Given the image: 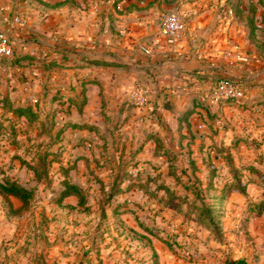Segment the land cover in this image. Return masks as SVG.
<instances>
[{
  "label": "rangeland",
  "instance_id": "1",
  "mask_svg": "<svg viewBox=\"0 0 264 264\" xmlns=\"http://www.w3.org/2000/svg\"><path fill=\"white\" fill-rule=\"evenodd\" d=\"M232 2V15L264 35V0ZM25 74L31 82H0V181L32 192L27 203L0 193V264H264V225L255 221L264 201L237 209L215 199L232 177L230 160H216L198 132H158L142 120L132 89H147L148 106L146 84L128 87L120 103L98 82L92 93L82 82L62 91L41 84L37 60ZM161 105L171 108L167 100L154 110ZM65 181L82 203L61 198Z\"/></svg>",
  "mask_w": 264,
  "mask_h": 264
},
{
  "label": "crops",
  "instance_id": "2",
  "mask_svg": "<svg viewBox=\"0 0 264 264\" xmlns=\"http://www.w3.org/2000/svg\"><path fill=\"white\" fill-rule=\"evenodd\" d=\"M227 8L225 0H0V32L11 38L15 54L34 56L0 63V82H31L25 73L36 60L40 83L54 85L55 91L86 81L92 93L98 82L116 89L122 103L128 87L142 82L152 101L136 110L155 131L198 132L207 146L229 153L235 166L263 171L264 44L257 47L247 27ZM170 10L179 11L185 23L171 44L159 27L160 17ZM221 76L237 81L245 96L215 99L213 88ZM167 100L171 108L154 110ZM187 109L190 115L180 119ZM249 177L253 181L246 196L229 193L228 207L242 209L246 200L264 201V183ZM257 220L264 225V207Z\"/></svg>",
  "mask_w": 264,
  "mask_h": 264
},
{
  "label": "trees",
  "instance_id": "3",
  "mask_svg": "<svg viewBox=\"0 0 264 264\" xmlns=\"http://www.w3.org/2000/svg\"><path fill=\"white\" fill-rule=\"evenodd\" d=\"M225 1L227 3L228 7H231L233 5V2H232L233 0H225ZM235 15H236V13L234 12V16ZM255 32L256 31L250 30V31H248V34H249V37L253 41H255L257 47L260 48L264 44V35H263V37H260ZM53 48L57 49L56 46H53ZM25 58H34V56H30L28 54H15V51L13 49V56L10 57L9 59L12 63H19L20 60L25 59ZM84 60L85 61L87 60L89 62H94L96 64H109L110 63V62L100 60V59L99 60L98 59H95V60L84 59ZM49 63L53 66V65H55V60H51ZM221 78L231 79L229 76H221L218 78V80ZM82 83L86 84V83H90V82L85 81ZM94 83H97V82H94ZM6 101H7L6 98H2V97L0 98V102L4 103ZM17 107H19V106H17ZM17 107L13 106L12 111L15 112V114H17V115H22L21 113L25 112L24 109H21V107H19V108H17ZM30 109H31V107H28V110H30ZM31 113L32 114L34 113L32 109H31ZM190 113H191L190 109L185 110L181 114L180 119L187 118L190 115ZM155 139H157V141H159L158 137H155ZM214 149L218 152L215 154V156H220L221 158H227L230 160L229 164H230V166L232 168V172H233V174H231V176H232L231 179L224 181L221 191H217V193L214 196L215 199L223 200L224 198H226L229 195V193L234 192V191L235 192H241L245 195L246 185L249 182H252L253 180L251 177L245 178L244 174L242 173L243 170H248L250 173H255V175L258 176L260 181H262V183H264V174H263V172H261V170L259 168L254 167L253 165H245V166L242 165L241 167L235 166L233 163L232 156L229 153L225 154L222 149L217 148L216 146H214ZM211 167H212L211 171L208 172V174L206 175V189H205L206 192L208 191L209 188H211V186L213 184L214 177L216 176V174H215V170L217 169L216 166L212 165ZM192 169L195 170L194 167ZM63 186L64 187L61 191V198L67 197L70 195H75L79 199V202H81V203L83 202V194L81 193V191L77 185L65 181V182H63ZM0 193L12 195L24 203H27L32 197L31 190L17 184L14 181H10L9 179H5L2 182L0 181ZM205 212H206V216L210 218L211 217L210 208L205 209ZM242 263H243V261H241V260L232 262V264H242Z\"/></svg>",
  "mask_w": 264,
  "mask_h": 264
},
{
  "label": "built area",
  "instance_id": "4",
  "mask_svg": "<svg viewBox=\"0 0 264 264\" xmlns=\"http://www.w3.org/2000/svg\"><path fill=\"white\" fill-rule=\"evenodd\" d=\"M229 15L232 11L228 8ZM18 21V17L15 18ZM160 33L168 43H173L185 30V23L182 15L177 10H170L160 17ZM13 56V41L4 32H0V59ZM132 96L139 106L148 104V91L142 85H136L132 89ZM245 96L244 88L235 80L221 78L213 88V97L217 100H239Z\"/></svg>",
  "mask_w": 264,
  "mask_h": 264
},
{
  "label": "water",
  "instance_id": "5",
  "mask_svg": "<svg viewBox=\"0 0 264 264\" xmlns=\"http://www.w3.org/2000/svg\"><path fill=\"white\" fill-rule=\"evenodd\" d=\"M76 264H88L85 258H81Z\"/></svg>",
  "mask_w": 264,
  "mask_h": 264
}]
</instances>
